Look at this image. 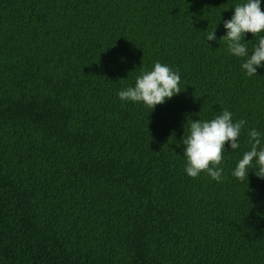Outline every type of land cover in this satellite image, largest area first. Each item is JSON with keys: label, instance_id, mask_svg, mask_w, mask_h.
Returning <instances> with one entry per match:
<instances>
[{"label": "trees", "instance_id": "16d2710c", "mask_svg": "<svg viewBox=\"0 0 264 264\" xmlns=\"http://www.w3.org/2000/svg\"><path fill=\"white\" fill-rule=\"evenodd\" d=\"M245 2L0 0V264H264V178L232 175L251 129L264 147V66L220 39ZM156 62L181 92L122 101ZM223 109L240 147L192 178L190 123Z\"/></svg>", "mask_w": 264, "mask_h": 264}, {"label": "clouds", "instance_id": "9594fccd", "mask_svg": "<svg viewBox=\"0 0 264 264\" xmlns=\"http://www.w3.org/2000/svg\"><path fill=\"white\" fill-rule=\"evenodd\" d=\"M227 29L224 39L228 44L229 52L240 58H246L242 68L246 75L257 74V67L264 66V11L261 10V0H246L245 3L236 4L234 13L229 20L224 21ZM246 33L258 37L253 51L249 54L244 40ZM215 28L206 36L207 41L216 40ZM181 77L178 71H173L168 65L156 62L151 71H145L137 77L135 85L118 93L122 101L143 102L153 110L156 105L165 103L181 92ZM247 121L233 120V114L223 109L220 114L209 121L200 119L191 121L190 134L183 140L184 155L187 158L185 171L188 176L197 178L205 172L213 180L222 182L225 144L230 143L231 149L240 147L239 137ZM250 150L243 154L232 175L240 181L247 180L249 169L255 162V174L264 178V147L261 146V133L255 128L248 132Z\"/></svg>", "mask_w": 264, "mask_h": 264}]
</instances>
